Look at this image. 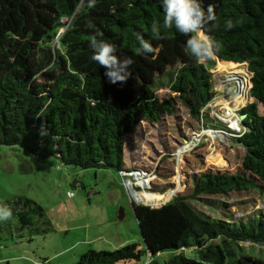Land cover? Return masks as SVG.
<instances>
[{"label":"trees","instance_id":"trees-1","mask_svg":"<svg viewBox=\"0 0 264 264\" xmlns=\"http://www.w3.org/2000/svg\"><path fill=\"white\" fill-rule=\"evenodd\" d=\"M198 2L205 11L214 6L216 27L205 26L203 34L219 43L214 55L228 62L222 68L248 63L253 73L254 102L240 111L247 116L241 121L243 134L234 138L248 147L243 172H202L193 178L190 194L161 207L155 197L152 202L149 193H141L157 206L133 204L143 245L90 250L75 264H264V211L235 218L228 202L241 192L264 197V113L259 109L264 110V0ZM89 4L0 0V146L20 147L37 159L54 157L68 167L120 173L126 137L141 122L156 124L175 112L174 97H158L161 88L174 93L202 127L230 131L211 116L208 104L217 94L216 80L209 65L197 63L188 51L187 37L175 27L153 35V21H163L162 0ZM227 19L234 24L230 30L224 27ZM93 36L114 45L119 58L134 61L126 82L110 83L107 69L90 59ZM141 37L153 49L158 42L173 46L183 64L157 81L147 78ZM5 204L12 210L8 221L16 218L21 224L16 230L34 226L44 216V209L29 198ZM162 254L169 258L162 261Z\"/></svg>","mask_w":264,"mask_h":264},{"label":"rangeland","instance_id":"rangeland-1","mask_svg":"<svg viewBox=\"0 0 264 264\" xmlns=\"http://www.w3.org/2000/svg\"><path fill=\"white\" fill-rule=\"evenodd\" d=\"M203 37L207 36L202 33ZM183 62L173 46L158 42L152 53L144 55L142 67L147 78L157 81ZM205 63L216 80L211 116H219L236 131L240 111L254 102L249 96L253 76L246 66L235 71L222 68L228 62L215 55ZM236 86L243 89L244 99L234 93ZM157 95L161 100L174 97L175 112L156 124L141 122L126 137L124 151V169L155 174L146 190L151 192L152 202L155 197L162 202L158 205L161 207L176 196L190 194L193 178L205 171L243 172L246 150L231 143L236 142L235 134L228 131L213 138L209 133L210 138H206L209 130L192 118L174 93L161 88ZM259 109L263 114L264 110ZM226 113L232 114V121L226 119ZM130 194L116 170H82L65 166L54 157L37 159L20 147L0 146V206L15 198H29L44 209L43 218L23 231L15 229L21 226L16 218L11 223L0 220V264H75L90 250L114 251L135 243L143 245L132 202L147 206L154 203H143L137 195L140 202L130 200ZM228 202L233 205L230 210L235 218L264 211V197L254 192L232 194ZM159 257L163 261L169 255Z\"/></svg>","mask_w":264,"mask_h":264},{"label":"clouds","instance_id":"clouds-1","mask_svg":"<svg viewBox=\"0 0 264 264\" xmlns=\"http://www.w3.org/2000/svg\"><path fill=\"white\" fill-rule=\"evenodd\" d=\"M93 4L94 0H90L89 6H93ZM162 7L164 11L163 21L162 23L157 20L153 21L151 25L153 35L159 37L161 29L167 32L175 27L179 33L187 37L186 47L196 58L197 63L203 64L210 60L220 45L208 37L202 38V33L205 26L209 24L216 27L213 23L217 20L214 6L209 5L205 11L198 0H162ZM224 27L227 30L232 29L234 27L233 21L227 19ZM90 48L92 49L90 59L107 69L105 76L110 83L126 82L132 76L129 69L134 61L130 57L121 59L115 55L116 48L114 45L93 36L90 38ZM153 51L152 45L141 37L139 52L147 54ZM47 70L44 69V71ZM39 75L37 74L34 79L38 78ZM11 217L12 210L7 205L0 206V220L7 221ZM148 256L151 254L149 253Z\"/></svg>","mask_w":264,"mask_h":264},{"label":"built area","instance_id":"built-area-1","mask_svg":"<svg viewBox=\"0 0 264 264\" xmlns=\"http://www.w3.org/2000/svg\"><path fill=\"white\" fill-rule=\"evenodd\" d=\"M247 72H248V70H247ZM211 104H212V101L208 104V107L210 108V113L212 111L211 110V108H212ZM218 113L221 114L222 112L218 111ZM226 114H225V116H226ZM212 117H215L218 120H220L221 122L227 124V127L230 129L229 122L223 121L219 116H216V115H213ZM226 119H228L230 121L233 120V118L232 119L226 118ZM202 128H204V127H202ZM204 129H205V131L209 130L208 134H206V138L209 137V133H213V134L218 135L219 133L223 134V133L228 132V131H218V130L206 129V128H204ZM229 132L232 133L233 135L235 134L234 138L241 137V135L243 134V133H241V123H240V127L238 129H236V131L230 129ZM120 175L123 178V182H124V185L126 186L127 190L132 193V194H130V200H131V198H134V201L140 202L139 200L136 199L135 194L136 193L140 194L141 192L136 191V189H134V188L142 189L144 191L143 193H151V192H148L146 190H149V188L153 182V179L155 177V174L153 173V171L150 172V171H146V170H142V169H124L123 171L120 172ZM141 202L144 203L146 201L142 200ZM132 204H136V203L132 202Z\"/></svg>","mask_w":264,"mask_h":264},{"label":"bare ground","instance_id":"bare-ground-1","mask_svg":"<svg viewBox=\"0 0 264 264\" xmlns=\"http://www.w3.org/2000/svg\"><path fill=\"white\" fill-rule=\"evenodd\" d=\"M229 66V65H228ZM234 66H238V65H234ZM226 68H228V67H226ZM228 69H230V70H232V71H235V69H242V68H240L239 66L238 67H236V68H228ZM236 89V91H234V93L236 94V96L237 97H240L239 99H244V97L242 96L241 97V94H242V92H244L243 91V89L242 88H240V89H238L237 88V86L235 87ZM254 101V100H253ZM226 118H229V119H232L233 117H232V114H226V116H225ZM213 138L214 137H216V135H214V134H210ZM137 195V197H139V199H141V200H143V198H142V196H141V194H139V193H136L135 194V196Z\"/></svg>","mask_w":264,"mask_h":264},{"label":"water","instance_id":"water-1","mask_svg":"<svg viewBox=\"0 0 264 264\" xmlns=\"http://www.w3.org/2000/svg\"><path fill=\"white\" fill-rule=\"evenodd\" d=\"M234 63V62H233ZM235 64H238V66L239 67H244L245 68V66L247 67L246 69L248 70V72L249 73H251L252 74V76H253V73L252 72H250V70H249V65H248V63H235ZM252 84V83H251ZM254 99V98H253ZM247 115L245 114V115H242L241 116V120H243V119H245V117H246ZM204 142V141H203ZM233 145H240L241 147H243L245 150H246V152H247V150H248V147L243 143V142H241V141H236V142H231ZM151 207H153V208H155V207H157V206H153V205H150Z\"/></svg>","mask_w":264,"mask_h":264}]
</instances>
